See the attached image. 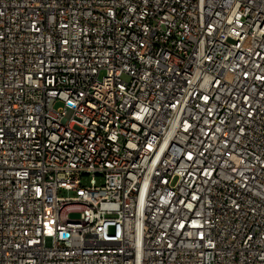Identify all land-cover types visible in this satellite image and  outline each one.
<instances>
[{"label":"built area","instance_id":"2783aa9c","mask_svg":"<svg viewBox=\"0 0 264 264\" xmlns=\"http://www.w3.org/2000/svg\"><path fill=\"white\" fill-rule=\"evenodd\" d=\"M0 264H264V0H0Z\"/></svg>","mask_w":264,"mask_h":264},{"label":"rangeland","instance_id":"374dc122","mask_svg":"<svg viewBox=\"0 0 264 264\" xmlns=\"http://www.w3.org/2000/svg\"><path fill=\"white\" fill-rule=\"evenodd\" d=\"M123 79L124 80H129V77L127 76V75H124L123 76ZM61 104L60 103H58L57 105H56V107H59ZM74 217V216H73Z\"/></svg>","mask_w":264,"mask_h":264}]
</instances>
